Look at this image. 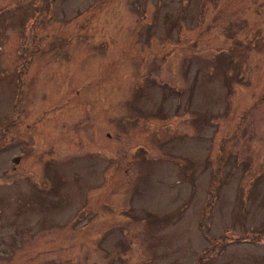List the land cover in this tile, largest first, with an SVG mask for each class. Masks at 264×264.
<instances>
[{"label":"rangeland","instance_id":"obj_1","mask_svg":"<svg viewBox=\"0 0 264 264\" xmlns=\"http://www.w3.org/2000/svg\"><path fill=\"white\" fill-rule=\"evenodd\" d=\"M198 263L264 264V0H0V264Z\"/></svg>","mask_w":264,"mask_h":264},{"label":"trees","instance_id":"obj_2","mask_svg":"<svg viewBox=\"0 0 264 264\" xmlns=\"http://www.w3.org/2000/svg\"><path fill=\"white\" fill-rule=\"evenodd\" d=\"M242 240H245L246 238H241ZM253 241V240H252ZM207 258H210V257H205V255H201V257H199V260L201 261L202 259L205 261ZM198 260V258H197ZM196 260V261H197ZM199 264V263H198Z\"/></svg>","mask_w":264,"mask_h":264}]
</instances>
